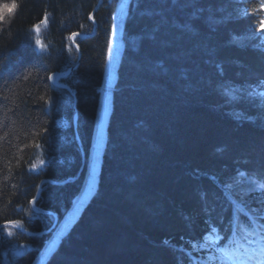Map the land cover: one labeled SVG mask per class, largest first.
<instances>
[{
  "label": "trees",
  "instance_id": "obj_1",
  "mask_svg": "<svg viewBox=\"0 0 264 264\" xmlns=\"http://www.w3.org/2000/svg\"><path fill=\"white\" fill-rule=\"evenodd\" d=\"M98 1L0 0V12L9 9L0 20V225L39 233L53 223L31 209L43 180L38 206L60 219L80 191L74 114L88 152L116 6L104 0L90 36ZM45 22L47 56L30 33ZM261 22L264 0L130 1L100 183L45 264H193L196 242L230 230L226 176L264 180V101L252 96L264 82ZM75 32L89 36L77 41L69 81L76 106L49 78L77 63L67 40ZM247 35L252 47L239 48ZM225 82L239 93L233 105ZM5 230L0 264L19 246L11 263L34 264L46 236Z\"/></svg>",
  "mask_w": 264,
  "mask_h": 264
},
{
  "label": "rangeland",
  "instance_id": "obj_2",
  "mask_svg": "<svg viewBox=\"0 0 264 264\" xmlns=\"http://www.w3.org/2000/svg\"><path fill=\"white\" fill-rule=\"evenodd\" d=\"M130 1L131 0H116V6L112 14V26H111V32H110V37H109V39H111V45H109L110 49L108 48L107 63H106V68H105V78L106 79H105L104 85L101 87L102 89H100L101 105H100V109L97 115V118H100L99 119L100 123H98V126L95 127V131L93 134L94 136L93 139L95 141L92 139L93 141V143L91 144L92 147H91V150L89 151L88 158H87V164L88 166H90L89 173H88V179L82 180V186H81L82 190L80 188L81 192L80 191L78 192V195L75 197L76 199L73 201L71 208H70L71 210L70 212L72 213L71 221L69 219L70 216L67 215V219H69V221L67 222L65 221V223L62 225L63 226L62 230L64 231H66V229H68L71 226V224L78 217V215L81 213L83 208L90 201L91 197L97 190V185L100 180V172H101V166H102V161H103V155L105 151V144L108 138L107 131H106V128H107L106 123L108 121V118H109V115H110V112L113 106L114 89H115L116 82H117V71H118V66L120 64V60H121V57L124 51V46H125L124 45V27H125L126 17L129 11ZM103 2L104 0H99L95 10H97L102 5ZM94 11L91 14L92 16H90L93 19H94ZM0 14H2V18L4 16H7L9 14V9L7 8L3 9V11L0 12ZM2 18H0V20ZM43 29H46V25L45 26L41 25L40 28H37L36 33L39 32L40 36H42L41 31ZM261 30L262 32H264V29L262 28L258 32H261ZM247 37L248 35L238 40L239 48H244L242 46L252 47L251 42L248 41L250 38H247ZM69 40L70 42H72L71 38ZM226 85H227L226 89H229L230 91L228 93L231 94V95H228V101L230 102L229 104L233 105L232 102L238 100L239 93L235 92V90L232 91L231 86H228V84L225 82L224 86L226 87ZM259 87L261 88L252 89L253 90L252 96L256 99L257 98L256 95H257L259 96V98H261L262 101H264V82L261 83ZM223 89H224L223 92L226 94V89L225 88ZM215 127L218 128L217 125H215ZM224 136H225V133H224ZM76 137L77 139H80L77 135ZM248 146L250 145L248 144ZM252 146H254V144ZM247 147L246 149H249V147L248 148ZM236 171H238V169H236ZM242 176L243 175H241V172H239V176H237L236 172L235 173L233 172L232 178H229L228 176H226L225 179L229 182V185L232 191H237L238 189L237 185H239V179ZM79 178L80 177L77 176L76 179L78 180ZM45 184H46V180H43L40 183L39 190L35 198L31 201V209L33 213L43 212L46 214H50L49 211H45L38 206V203L41 199V195L43 192L40 190V188L42 187L43 189ZM249 193L251 192L238 193L239 194L238 197L242 195L241 196L242 200L249 202L250 201L249 196H248ZM254 202H255V199L253 200V206L256 207L258 203H254ZM65 218L66 217L61 218L57 224H61ZM55 221L56 219L54 218L53 219L54 224H55ZM45 232L46 230L43 232H39L37 234L41 235V234H44ZM62 234H63L62 231L54 232L52 235L45 234L46 240H48L49 242L43 243L42 247L38 251L34 264H45L50 254L54 251V249H56L58 243L60 242L63 236ZM19 249L21 250L22 248L19 246ZM20 250H18V248L16 250L15 248H12L9 251V253L6 254V260L4 261V264H13L11 263L12 262L11 258L13 257V254L18 255L20 253Z\"/></svg>",
  "mask_w": 264,
  "mask_h": 264
},
{
  "label": "bare ground",
  "instance_id": "obj_3",
  "mask_svg": "<svg viewBox=\"0 0 264 264\" xmlns=\"http://www.w3.org/2000/svg\"><path fill=\"white\" fill-rule=\"evenodd\" d=\"M103 4V3H102ZM95 11H97V10H95ZM95 11H94V13H95ZM92 16V15H91ZM47 18V17H46ZM45 18V19H46ZM90 22L93 24V31H92V33H91V35L90 36H94L95 34H96V31H97V23H96V20H95V18L93 19V18H91L90 17ZM44 25H47V23L45 22L44 23ZM36 29L37 28H35L34 30H31L30 31V33H31V35H34L35 36V38H33V40H32V44H33V47H34V50L36 51V54H41V55H45V56H47L48 54H49V52H48V50H49V46L46 44V42L44 41V40H42V37L40 36V34H39V32H37L36 33ZM87 37H89L88 35H85V34H82V33H78V32H75V33H73V34H71L68 38H67V40L68 39H70L71 38V41L72 42H70V40H69V46H75L78 50H79V59H78V61H77V63L76 64H74V65H72L71 67H69V68H67V69H65V70H62V71H57V72H55V73H53L49 78H50V82L53 84V86H55L57 89H59V90H61V91H65V92H67V93H69L73 98H74V100H75V106H76V93H75V91L73 90V88H72V86H71V84L69 83V81H75V76H76V71L78 70V67L80 66V63H81V58H82V54H81V51H80V49H79V46L77 45V41L78 40H82V39H85V38H87ZM109 45H111V39L109 40ZM110 49V48H109ZM61 51V52H60ZM60 51H58V55H57V57H58V59H60L62 56L64 57L65 55L63 54L64 52L62 51V50H60ZM109 53H110V51H109ZM105 71H104V80H103V84H102V86L104 85V83H105ZM101 86V87H102ZM102 89V88H101ZM102 92V91H101ZM100 105H101V100H100V102H99V107H98V112H99V109H100ZM98 112H97V115H98ZM111 113V112H110ZM110 116V115H109ZM99 119L100 118H97L96 117V123H95V127H97L98 126V123H100L99 122ZM76 120V121H75ZM73 123H74V128H75V130H76V135L79 137V135H78V133H77V124H78V112H75V114H74V121H73ZM106 126H108V121H107V123H106ZM107 129V128H106ZM94 137V136H93ZM93 137H92V139H93ZM92 139H91V144L93 143V141H92ZM94 140V139H93ZM79 141H80V139H79ZM95 141V140H94ZM77 142H78V140H77ZM80 143H81V141H80ZM106 144H107V142H106ZM106 144H105V147H106ZM78 147H79V150L81 151V155H80V167H79V173H78V176L82 179V180H86V179H88V173H89V168H90V166H88V164H87V158H88V154H89V151L91 150V147L92 146H89V151L88 152H86L85 151V149H84V146L82 145V143H81V146L79 145V143H78ZM101 168H102V166H101ZM233 172L235 173H237V176H239V171H236V169H234L233 170ZM232 172V173H233ZM232 173L229 175V178H232ZM49 183V181H47L46 180V183ZM99 183H100V181L98 182V185H97V187L99 186ZM218 187H219V184L217 183L216 184ZM247 184L246 183H244V181H243V178L241 177L240 179H239V187H238V189L237 190H239V193H242V192H244V191H246V190H248V187L246 186ZM238 186V185H237ZM221 187V186H220ZM225 188V187H224ZM226 190H223V192H221L224 196H226V198H227V196H228V193L229 192H232V189L230 188V185H228V187H226L225 188ZM40 190L41 191H43V189H42V187L40 188ZM81 190H82V188H81ZM81 190H80V192H81ZM78 195V194H77ZM242 196V195H241ZM241 196H239L237 199H234V198H232L231 199V202L229 203L230 204V206H232V207H239V203H242V205H245V206H247V207H251L252 206V204H251V206L248 204L250 201H253L254 199H258V198H262V199H264V193L263 194H255V193H249L248 194V196H249V199H250V201L249 202H244V201H241L242 200V197ZM225 198V199H226ZM76 199V198H75ZM225 199L224 198H222L221 197V199H220V201L218 202V205H220V204H222L224 201H225ZM255 203V202H254ZM71 208V207H70ZM70 208H68L67 209V212H66V214L63 216V218L64 217H66L63 221H62V223L61 224H54V223H51V224H47L45 227L47 228L46 229V232L44 233V234H41V235H39V234H37V233H34V232H29V231H27V230H25V229H23L20 225H18V224H14V223H12V222H5V223H3V224H1L0 225V242H1V239H2V236H3V234L4 233H6L7 231L5 230V231H2V229L3 228H10V229H16V230H19V231H21L23 234H25V235H27V236H29V237H44L45 236V234H49V235H52L54 232H61L62 231V238L61 239H63V238H65V236L67 235V232H68V230H69V228L72 226V224H71V226L68 228V229H66V231H64V230H62V228H63V224L65 223V221L67 222V221H69V219H70V221H71V217H72V213L70 212L71 210H70ZM247 213H249V211L250 210H245ZM41 213H43V212H41ZM51 215H53L54 216V218L55 219H58L59 218V220H60V217L57 215V214H55V213H53V212H49ZM46 214V213H45ZM238 214V216H239V219H241V220H243V221H245V217L247 216L246 215V213L244 212V211H239V213H237ZM67 215L68 216H70V218L69 219H67ZM58 217V218H57ZM249 218V217H248ZM75 221V220H74ZM55 225V226H54ZM62 226V227H61ZM56 229V230H55ZM65 232V233H64ZM236 237V232L235 231H231V238H235ZM50 238H52V237H50ZM202 239H205V236L203 235V237H202ZM200 241V240H199ZM198 241V242H199ZM45 242H49L48 240H45L44 241V243ZM198 242H196V244H198ZM204 243H206L205 241H204ZM59 244V243H58ZM196 244H194V245H196ZM58 246V245H57ZM55 250V249H54ZM33 256H34V253H33Z\"/></svg>",
  "mask_w": 264,
  "mask_h": 264
},
{
  "label": "snow or ice",
  "instance_id": "obj_4",
  "mask_svg": "<svg viewBox=\"0 0 264 264\" xmlns=\"http://www.w3.org/2000/svg\"><path fill=\"white\" fill-rule=\"evenodd\" d=\"M261 28L264 29V22H261ZM241 175H244V173H241ZM262 187H264V185H262ZM257 243L260 245V254L264 255V237H261V240Z\"/></svg>",
  "mask_w": 264,
  "mask_h": 264
},
{
  "label": "water",
  "instance_id": "obj_5",
  "mask_svg": "<svg viewBox=\"0 0 264 264\" xmlns=\"http://www.w3.org/2000/svg\"><path fill=\"white\" fill-rule=\"evenodd\" d=\"M78 64V63H77ZM76 121V120H75ZM78 140V143H79V145L81 146V143H80V141H79V139H77ZM58 218V217H57ZM58 221H59V218L58 219H56V221H55V225L58 223ZM54 225V226H55Z\"/></svg>",
  "mask_w": 264,
  "mask_h": 264
},
{
  "label": "clouds",
  "instance_id": "obj_6",
  "mask_svg": "<svg viewBox=\"0 0 264 264\" xmlns=\"http://www.w3.org/2000/svg\"><path fill=\"white\" fill-rule=\"evenodd\" d=\"M0 18H2V14H0Z\"/></svg>",
  "mask_w": 264,
  "mask_h": 264
}]
</instances>
